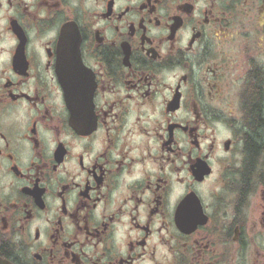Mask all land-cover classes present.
Returning <instances> with one entry per match:
<instances>
[{
  "label": "flooded vegetation",
  "instance_id": "obj_1",
  "mask_svg": "<svg viewBox=\"0 0 264 264\" xmlns=\"http://www.w3.org/2000/svg\"><path fill=\"white\" fill-rule=\"evenodd\" d=\"M0 264H264V0H0Z\"/></svg>",
  "mask_w": 264,
  "mask_h": 264
}]
</instances>
